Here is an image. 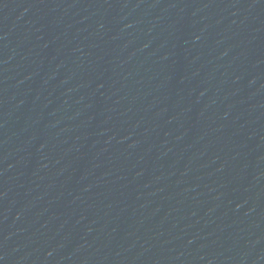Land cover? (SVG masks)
I'll return each mask as SVG.
<instances>
[{"label":"water","instance_id":"obj_1","mask_svg":"<svg viewBox=\"0 0 264 264\" xmlns=\"http://www.w3.org/2000/svg\"><path fill=\"white\" fill-rule=\"evenodd\" d=\"M108 264H264V0H94Z\"/></svg>","mask_w":264,"mask_h":264}]
</instances>
